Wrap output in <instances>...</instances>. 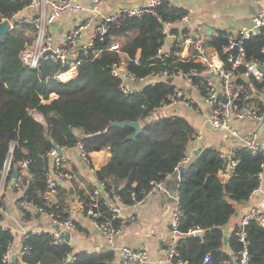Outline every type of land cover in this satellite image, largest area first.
<instances>
[{
  "label": "trees",
  "instance_id": "16d2710c",
  "mask_svg": "<svg viewBox=\"0 0 264 264\" xmlns=\"http://www.w3.org/2000/svg\"><path fill=\"white\" fill-rule=\"evenodd\" d=\"M24 5V0H0V24L15 16ZM155 9L163 21L179 22L188 15L187 9L168 0H160ZM162 27L158 16L151 13L126 17L113 24L105 40L96 41V47L105 48L111 42H119L131 58L127 59L128 69L145 76L161 67L157 50L163 39ZM34 40L33 26L18 21L4 39L0 38V177L13 146L12 171L14 166L21 171L20 163L28 161V174L21 171L25 176L23 191L12 186V171L7 179V185L20 192L17 204L25 220H32L35 211L21 205V201L37 204L43 201L50 170L48 151L52 147L66 149L83 143L89 154L111 149V159L95 170V176L104 185L105 193L116 192L126 204L140 201L154 182L164 181L179 169L182 158L188 154L194 127L178 114L151 117L173 91V82L166 79L147 82L136 92L123 93L120 80L111 73L112 64L122 56L112 50H104L95 59L84 58L77 76L61 81L55 77L61 67L50 61H45L39 71L22 64L20 54ZM207 44L217 49L223 59L227 58L224 53V46L228 44L226 31L208 36ZM244 46L248 59L257 57L264 62V27L245 40ZM138 51L139 63L133 60ZM184 66L203 68L197 62L184 63ZM244 69L240 68L241 74ZM241 74L240 81L245 82ZM196 81L203 85V76H198ZM249 84L260 88L264 80L259 82L253 78ZM54 93L56 96L52 97ZM255 99L260 103L257 97ZM34 110L42 113L45 123L34 117ZM125 120L142 123L136 138H128L135 130L133 127L112 125V122ZM235 153L239 163L227 180L219 174L226 160L214 146L201 149L181 171L178 190L183 214L175 261L233 264L241 250L242 243L236 234L238 225L230 235L224 232V226L235 213V204L248 202L258 187L259 173L264 170V151L253 153L248 146L241 145L235 148ZM64 181L65 178L57 184L54 209L68 217L70 186L78 190L75 180L70 186L63 184ZM95 188L92 184L89 193H82L81 201L85 206ZM99 210L102 216L111 215L105 204H101ZM115 222L119 224L118 220ZM197 227L205 230L202 236L190 233ZM24 236L30 249L21 258L28 264H109L115 256L112 252H74L69 241L55 244L51 231L30 230ZM247 237L250 264H264V225L252 220L247 225ZM14 239L10 228L0 223V264H8L3 259L4 253ZM206 255L210 256L209 263H204Z\"/></svg>",
  "mask_w": 264,
  "mask_h": 264
},
{
  "label": "built area",
  "instance_id": "2783aa9c",
  "mask_svg": "<svg viewBox=\"0 0 264 264\" xmlns=\"http://www.w3.org/2000/svg\"><path fill=\"white\" fill-rule=\"evenodd\" d=\"M25 5L22 10L28 14L18 17L15 16L8 19L12 23L23 22L31 24L35 31V40L31 44H27L20 54L22 64L29 68L40 70L45 61L59 65L61 68L55 74V77L61 81H68L77 76L80 62L84 58L95 59L100 56L104 50H112L122 56V59L112 64L111 73L120 80V90L125 93L136 92L143 83H154L168 77L172 78L174 83L173 91L167 99L163 100L160 109L168 111L169 108L177 106H185L198 111L200 108L198 103L200 98L205 100L209 108V121L212 127L230 132L233 136L240 137L239 131L232 126V121L253 120L256 122L264 121V86L257 88L246 82L240 81V68L245 69L243 73L255 78L259 82L264 80V72L260 70V66H264V62L257 57L248 59L246 57L245 40L258 34L264 27V8H261L253 18L250 25L243 26L237 31H226L228 44L224 46V53L227 58L223 59L220 52L209 47L207 38L204 33L197 30L195 26L189 24V15L183 16L179 21L180 27L175 28L178 22L163 21L155 9L160 0H144L130 6H123L113 10L107 14H102L99 6L105 0H95V7L80 0H24ZM91 9L93 14L85 16L77 25L73 26L61 40H57L51 27L65 13L87 12ZM146 13L158 16L159 21L163 24V39L157 50V57L160 68L153 69L148 75L139 76L135 72L128 69V60L131 59L126 51L122 49L119 42H111L108 47L97 48L96 41H104L113 24L121 22L126 17H142ZM102 14V15H101ZM16 18V21L13 20ZM92 26L90 37L82 42L83 31L85 28ZM169 43V45H168ZM237 46L236 51L233 48ZM134 62L139 63L140 53L134 57ZM197 62L203 66L202 69L193 67L186 68L184 63ZM210 74V75H207ZM198 76H203V85L196 81ZM181 80V83L176 81ZM222 96L226 97L225 101ZM260 101L258 103L255 99ZM168 115V112H167ZM201 131L194 130L191 134L192 139L199 138ZM243 145L248 146L253 153L263 150L264 141L257 140V134L253 138L245 140ZM82 158L91 163L90 154L87 152L83 143L78 144ZM65 151L64 147H61ZM12 153L13 146L10 147L9 155L4 163L0 177V215L4 212L5 203V186L8 177L12 171ZM50 158V170L47 174L46 189L43 194V201L37 204L34 201L23 199L21 205L30 207L33 211L48 215L54 222L59 224L61 230L55 227L51 231L53 242L60 244L67 241L65 233L72 234L78 229V225L71 217H64L54 209L58 188V181L68 177L73 178L70 173L64 172L63 163L64 155L59 154L57 147H52L48 151ZM222 155V154H221ZM226 162L220 169V176L223 180H227L235 172L239 163L236 156L235 148L226 155H222ZM191 155L182 158L178 171L182 170L191 159ZM21 171L27 172L28 161L20 163ZM18 171V177H12V186L18 191L24 189V175ZM100 187H96L90 195V202L85 206L84 201L78 202V207L84 214L89 216L95 223L97 229L104 234L110 250L117 259V264H146L149 259V252L143 247H135L126 244H120L117 239L122 231L125 223L120 217L117 203L120 197L116 192L105 193L104 185L99 182ZM102 189V190H101ZM164 182H154L148 190L151 194L157 190H164ZM260 195L261 199L251 205L246 211L242 212L235 204V212H238L239 221L237 223L238 230L236 234L242 243V248L234 258L233 264H250V254L248 247L247 225L255 220L264 225V174L259 173V185L253 191L252 196ZM144 196V197H145ZM143 197V198H144ZM174 200V208L171 217V231L173 239L164 250V255L160 260V264H185L184 261H175L178 255V237L181 234L179 230L180 218L183 214L181 207V199L178 188L172 195ZM142 200V199H141ZM107 205L110 208L111 215L102 216L99 207ZM118 220L119 224L115 221ZM1 223V218H0ZM201 228H194L190 233H195ZM33 232L40 229H33ZM26 236L20 239L21 248L19 255L30 249L26 246ZM12 243L8 245L4 253V261H11ZM210 262V256L206 255L204 263Z\"/></svg>",
  "mask_w": 264,
  "mask_h": 264
},
{
  "label": "crops",
  "instance_id": "0c3cea01",
  "mask_svg": "<svg viewBox=\"0 0 264 264\" xmlns=\"http://www.w3.org/2000/svg\"><path fill=\"white\" fill-rule=\"evenodd\" d=\"M90 6V2L95 0H80ZM144 0H105L99 6L102 14H107L123 6L137 4ZM171 3L179 5L188 10L189 24L201 27L205 37L218 35L220 31H237L243 26L250 25L253 16L264 8V0H168ZM91 7V6H90ZM92 8V7H91ZM28 14L22 10L18 13V17ZM93 14L91 9L87 12L65 13L51 27L57 40L65 37L66 33L75 25H77L85 16ZM101 14V15H102ZM175 28L180 27L179 22L174 25ZM211 27L210 33L206 29ZM92 26L87 27L83 31L82 42H85L92 32ZM169 45V43H168ZM177 83L183 82L181 80ZM56 94H52V97ZM199 110L195 111L185 106H177L169 108L168 114H178L186 117L194 130L201 131V136L192 139L188 148V155L194 156L197 148L214 146L219 148L222 155L228 154L234 148L243 145L245 140L253 138L257 134L258 141H264V121L256 122L253 120L232 121L240 137L233 136L230 132L212 127L209 121V108L203 98L198 103ZM33 115L39 121L45 123L42 113L37 110L33 111ZM81 135L82 132L79 131ZM264 151V147H263ZM112 156L111 149H101L90 153L91 163L85 161L80 153L78 145L66 148L64 151L63 170L73 175V178L65 177L63 184L70 186L72 180L77 184V192L71 194V206L68 209L69 215L75 220L78 229L71 234L69 243L73 247L74 252L80 250H88L93 252H112L107 243L106 237L100 232L94 221L84 214L82 210L74 208L72 197L74 196L77 203L81 201L82 193H89L92 179L95 176V170L104 166ZM185 167V166H184ZM182 167V170L184 169ZM181 170V171H182ZM181 171H175L167 176L163 181L165 189L157 190L145 196L142 200L132 204H126L122 201L117 203L120 217L124 220L122 231L117 241L120 244L131 245L135 247H143L149 252V261L146 264H160V260L164 255L165 248L173 239L171 231V217L174 208V200L172 195L178 188ZM264 174V170H263ZM96 186V185H95ZM5 203L6 207L1 217V224L10 228L15 239L12 243L11 258L18 256V264H28L22 261L19 255L21 248L20 239L28 231L40 229L52 231L56 224L44 213L35 212L32 220H25L22 211L17 204L20 192L14 190L11 185L5 186ZM261 199L260 195L252 196L250 200L244 204L238 205L241 213L246 212L252 204ZM231 224L224 226V232L230 235L239 221V216L233 214ZM113 253V252H112ZM117 259L114 256L113 261L109 264H116ZM38 264V263H36Z\"/></svg>",
  "mask_w": 264,
  "mask_h": 264
},
{
  "label": "water",
  "instance_id": "95a60500",
  "mask_svg": "<svg viewBox=\"0 0 264 264\" xmlns=\"http://www.w3.org/2000/svg\"><path fill=\"white\" fill-rule=\"evenodd\" d=\"M95 5H96V3H95L94 1H91V2H90V6H91L92 8H94ZM13 20L16 21V18H13ZM11 28H12V23H11L10 20H5L2 24H0V38H1V39H4V38L6 37L7 32H8ZM210 31H211V27H208V28L206 29V32H207V33H210ZM236 49H237V46H235V47L233 48V51L235 52ZM260 70H262V71L264 72V66H263V65L260 66ZM207 75H210V74H207ZM241 77L243 78V80H244L246 83H250V82H251V77L248 76V75H246L245 73H242V74H241ZM167 81H168V82H172V78H171V77H168V78H167ZM222 98H223L225 101H227L226 97L222 96ZM164 116H167V112L164 111V110H161V111L158 112V113H153L151 117H152V118H159V117H164ZM112 125H119V126L129 125V126L133 127V128L135 129L134 132L128 136V138H131V139L136 138V136L138 135V133H139V132L141 131V129H142V123H141L140 121H132V120H125V121H121V122H119V121H115V122H112ZM57 149H58L59 154L64 155V150H62L60 147H57ZM200 150H201V148H197V149L194 151L195 154H194V156L191 157V159H190L189 162H191V161H193V160L195 159V157L199 154ZM189 162H188V163H189ZM24 174L27 175L28 173H27V172H24ZM12 177H13V178H17V177H18V167H17V166H14V167H13ZM92 181H93V183H95L96 187H100V185H99V181H98V179H97L96 176L93 177ZM58 183H61V180H59ZM101 190H102V189H101ZM70 193H71V194L74 193V188H73V186H70ZM72 202H73V206H74V208H78V203H77V201H76V199H75L74 196L72 197ZM235 214L238 215V212L236 211ZM55 228H56L57 230H61L59 224H56V225H55ZM204 233H205V230H204V229H200V230H197L194 234H195L196 236H202ZM64 235H65L67 241H70V239H71V234L67 232V233H65ZM227 241H228V236L226 235V236H225V243H227ZM8 264H18V256L14 255V256L11 258V261H10Z\"/></svg>",
  "mask_w": 264,
  "mask_h": 264
},
{
  "label": "rangeland",
  "instance_id": "374dc122",
  "mask_svg": "<svg viewBox=\"0 0 264 264\" xmlns=\"http://www.w3.org/2000/svg\"><path fill=\"white\" fill-rule=\"evenodd\" d=\"M197 30L200 31L201 33H203V29L201 27H197ZM232 220H233V218L230 217L228 222L225 224V226L228 227L231 224Z\"/></svg>",
  "mask_w": 264,
  "mask_h": 264
}]
</instances>
